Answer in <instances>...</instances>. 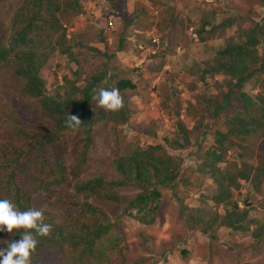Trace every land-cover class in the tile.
Masks as SVG:
<instances>
[{
  "label": "rangeland",
  "instance_id": "rangeland-1",
  "mask_svg": "<svg viewBox=\"0 0 264 264\" xmlns=\"http://www.w3.org/2000/svg\"><path fill=\"white\" fill-rule=\"evenodd\" d=\"M20 1L0 0L2 42L9 38L10 16ZM79 3V10L69 8L63 17V23L74 28L71 37H66L71 53L67 56L56 51L43 68L45 88L52 95L59 92L63 97L65 78L84 86L94 74L107 73L102 85L109 81L113 86L102 91V97L95 102L107 113L114 107L111 91L114 81L129 77L137 84L135 89L123 92L126 101L123 100L122 106L129 108V119L117 120L120 109L112 111V119L109 116L99 119L92 126L91 143L86 150V133L81 130L60 132L54 148L38 145L35 142L44 141L54 123L44 111L41 99L24 91L25 80L17 74L15 62L4 63L0 66V200L10 202L16 197L23 200L28 188L34 209L42 215L45 213L43 219L55 220L50 218L55 215L59 224H65L66 218L77 225L80 220L93 219L84 212L82 203L86 200L93 203V209H103L115 222L110 230L113 237L109 234L98 243V250L103 251L106 244V251L96 252L99 256H92L88 264H264V180L257 188L250 181L241 180V188L235 191L234 198L250 211L251 230L237 231L224 224H216L212 234L200 230L205 220L211 219L216 211L223 214L224 209L211 199L217 190L216 183L209 173L199 170V156L214 144L212 132L228 130L225 118L236 109V101L233 95L234 103L213 116L209 134L203 135L204 122L210 117L212 107L217 101L226 102L225 94L231 89L229 77L208 75L202 82L199 75L197 78L186 69L198 58V63H213L218 50L230 38L245 40L242 30L257 23L264 27V0H116L111 3L79 0ZM109 11L115 22L113 27L107 26ZM226 17L233 18L235 23L211 33L213 40L195 42L194 36L188 39L191 44L187 56L178 51L180 38L188 27L187 30L193 27L197 33L204 19L218 23ZM152 35L164 37L156 49L151 44ZM120 45L124 49L118 50ZM95 48L103 51L98 53ZM258 54L261 59L252 65L257 71L243 85L244 90L255 95L262 88L260 79H264V40L258 45ZM172 60L178 61L176 66H169ZM161 62L164 64L159 66ZM73 96L79 98L80 93ZM179 120L190 129L189 142L182 147L176 143ZM235 140L238 146L229 149L225 161L220 163L223 169L242 159L261 164V135L252 133ZM151 144H162L166 154L176 156L181 166L175 181L160 186L162 197L155 221L144 224L125 212V204L137 193V187L113 185L110 181L119 178L115 163L118 156ZM159 152L163 156V150ZM10 160L14 161L12 167L5 164ZM15 160L25 169H14ZM60 162L65 165L62 183L57 182L63 174ZM97 179L104 182L98 185L102 193L118 195L124 201L87 197L86 193L76 191L79 182ZM13 208L10 206L6 218H0L1 222L6 221L0 230V261L4 264L11 262L7 250L19 226ZM49 210L51 215L47 213ZM201 215L202 222L196 223ZM254 229L263 235L255 236ZM49 249L42 258L34 256L22 262L82 264L78 258L80 248L61 246L60 253L53 251L57 250L56 245ZM40 252L43 255V250Z\"/></svg>",
  "mask_w": 264,
  "mask_h": 264
},
{
  "label": "trees",
  "instance_id": "trees-1",
  "mask_svg": "<svg viewBox=\"0 0 264 264\" xmlns=\"http://www.w3.org/2000/svg\"><path fill=\"white\" fill-rule=\"evenodd\" d=\"M104 1L111 3L116 0ZM79 6V0H21L10 16L8 40L6 42L0 40V66L6 62H15L17 74L25 80L24 91L41 99L44 111L54 123L52 132L45 136L44 141L35 142L41 146L45 144L54 148L60 132L81 130L86 133L84 145V150H86L91 143L90 131L95 122L107 116L112 119V111L116 109L122 111L117 120L127 121L130 116L129 108L122 106L125 100L123 92L126 89H135L137 84L129 77H121L114 81V87L111 88L114 107L111 108V112L106 110L107 113L95 104L99 97H102V91H109V88L113 86L109 81L102 85L107 73L94 74L84 86H79L74 80L65 78L66 95L63 97L59 95V92L54 96L45 88L43 68L55 57L56 51L67 56L71 53V47L66 42L64 14L69 8L74 11L79 10ZM110 17L111 12L107 19L108 27H110L108 24ZM234 23L235 20L231 17H226L218 23L204 19L197 32L200 37L206 39L213 36L211 33L219 29L224 30ZM208 26H211L210 30ZM242 34L245 40L239 42L230 38L227 44L218 50L213 63L197 62L195 67L189 69L190 73L198 74V79L202 82L206 81L208 75L222 74L229 77L228 84L231 89L225 94L226 102L217 101L212 107L210 117L204 122L203 135L209 134L213 116L216 117L220 111L228 109L234 103L233 95L236 101V109L229 111L225 118L229 125L228 130L217 129L212 132L215 139L214 144L199 156L201 160L199 170L209 173L216 183L217 190L211 199L217 206H222L224 209L223 214L216 211L211 219L204 221L200 230L209 234L213 233L216 224H224L237 231L251 230L250 211L240 206L238 200L234 198L235 191L241 188V180L250 181L255 188L259 187L264 180V79H260L262 88L256 95L243 89L244 83L257 71L256 66L252 65L261 59L258 54V45L264 40V27L257 23L242 30ZM150 40L152 45H158L153 42L152 38ZM163 42L164 37L160 36V44ZM122 49L123 46L120 45L118 50ZM95 50L98 53L102 52L98 48ZM103 55L107 56V53L103 52ZM162 65L163 62L159 64V66ZM77 93H80L79 98L73 96ZM178 123L180 128L176 143L182 147L189 142L190 129L183 120H179ZM252 133L262 136L261 164L255 165L242 159V162L230 163L223 169L220 163L225 161L229 149L238 146L235 138L245 139ZM180 139H183L184 143H181ZM161 150H163V156L159 152ZM166 153L168 152L162 144H151L146 148H133L132 151L118 156L115 160L119 178L110 181V184L137 187V193L125 204V212L144 224H151L155 221V214L162 197L160 186L169 185L179 175L180 160ZM17 158L20 159V156L18 155ZM13 162L10 160L5 164L12 167ZM15 162L14 169H25L19 160ZM59 166L63 174L57 182L62 183L65 178V165L60 162ZM13 168L12 172H16ZM101 183H104L102 179L85 180L79 182L75 189L78 193H86L87 197L90 195L104 196L117 203L124 201L118 195L102 193V187L98 186L102 185ZM25 189L27 191L23 200L20 197L13 198L10 202L0 200V218H6L10 206H14L12 210L15 214L14 219L19 224L14 237L9 242V250H7L11 260L10 264H24L23 259L29 260L34 256L42 258L46 250H51L49 248L55 245L57 250L53 251L56 253H60L61 246L69 245L77 250L80 248L78 258L82 264L90 261L92 256H99L98 253L95 254L96 252L106 251V244H104L103 251H99L97 245L109 234L112 239L113 234L110 230L115 222L110 220L103 209H93V203L86 200L82 203L84 212L89 213L93 219L80 220V224L77 225L66 216L65 224H59L55 222V215L50 217L55 220L43 219L45 213L42 215L34 209L35 206L31 204L32 194L28 192V188ZM47 213L51 215L52 211L49 210ZM203 215L196 218V223L202 222ZM5 223L6 221H0V230L3 229ZM253 234L257 237L263 235L261 232H255V229ZM42 250L43 255L40 252ZM0 264L4 263L0 261Z\"/></svg>",
  "mask_w": 264,
  "mask_h": 264
},
{
  "label": "crops",
  "instance_id": "crops-1",
  "mask_svg": "<svg viewBox=\"0 0 264 264\" xmlns=\"http://www.w3.org/2000/svg\"><path fill=\"white\" fill-rule=\"evenodd\" d=\"M179 4V3H178ZM193 27L190 29V31L189 30H185L186 31V34L184 35V37H182V38H180L181 40V42H180V46H178V48H179V50L178 51H180V52H185V56H187V53L186 52H189V44H191L190 42H188V39H190V38H192L193 39V37L194 36H196V38H194V40H196L195 42H198V41H200V42H206V41H209V39L210 40H213L214 39V37L213 36H211V37H207L206 39L205 38H202V36L200 37V35L198 34V32L197 33H194L193 32ZM134 39H135V37H133ZM101 49V48H100ZM124 49V48H123ZM102 50V49H101ZM103 51V50H102ZM151 53V52H150ZM190 53H193V54H195V50H191V52ZM121 55V54H120ZM122 56V55H121ZM197 57V56H196ZM185 61V60H184ZM197 61H199V58L198 59H196V61H194L191 65H190V67H187L186 66V69H190L191 67H195V65H197ZM170 62V61H169ZM178 63V61H176V60H172V62L169 64V66H176V64ZM163 64H164V62H163ZM165 66V65H164ZM167 66V65H166ZM197 78H198V74H194ZM193 75V77H195ZM192 77V76H191ZM192 77V78H193ZM197 83V82H196ZM183 86V85H182Z\"/></svg>",
  "mask_w": 264,
  "mask_h": 264
},
{
  "label": "built area",
  "instance_id": "built-area-1",
  "mask_svg": "<svg viewBox=\"0 0 264 264\" xmlns=\"http://www.w3.org/2000/svg\"><path fill=\"white\" fill-rule=\"evenodd\" d=\"M108 24H109L110 27H113V26H114V21H113V20H109ZM65 27H66L67 36H68V37H71V31H73L74 28H73L72 26H68V25H66V24H65ZM153 42H155V43L158 44V43L160 42V39H159V38H156V37L154 36V37H153ZM157 46H158V45H157ZM157 46H154L153 49H156ZM153 52L155 53L156 50H153Z\"/></svg>",
  "mask_w": 264,
  "mask_h": 264
},
{
  "label": "clouds",
  "instance_id": "clouds-1",
  "mask_svg": "<svg viewBox=\"0 0 264 264\" xmlns=\"http://www.w3.org/2000/svg\"><path fill=\"white\" fill-rule=\"evenodd\" d=\"M110 20H113V17H110ZM113 21H114V20H113ZM114 23H115V22H114ZM66 25H67V24H66ZM64 26H65V25H64ZM68 26H69V25H68ZM66 35H67V33H66ZM153 37H154V35L151 36L152 40H153ZM67 38H70V37L67 36ZM153 46H154V45H153ZM153 48H154V47H153ZM155 53H156V52H155Z\"/></svg>",
  "mask_w": 264,
  "mask_h": 264
}]
</instances>
